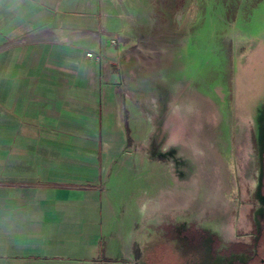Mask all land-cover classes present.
<instances>
[{
	"label": "rangeland",
	"instance_id": "obj_1",
	"mask_svg": "<svg viewBox=\"0 0 264 264\" xmlns=\"http://www.w3.org/2000/svg\"><path fill=\"white\" fill-rule=\"evenodd\" d=\"M139 35L120 59L131 153L105 180L103 244L111 264H127L108 233L133 222L135 263L168 264L155 245L167 227L208 222L226 241L250 229L264 149V0H155Z\"/></svg>",
	"mask_w": 264,
	"mask_h": 264
},
{
	"label": "crops",
	"instance_id": "obj_2",
	"mask_svg": "<svg viewBox=\"0 0 264 264\" xmlns=\"http://www.w3.org/2000/svg\"><path fill=\"white\" fill-rule=\"evenodd\" d=\"M154 17L155 0H0V264H111L105 180L132 135L120 59ZM131 224L108 234L136 264Z\"/></svg>",
	"mask_w": 264,
	"mask_h": 264
},
{
	"label": "flooded vegetation",
	"instance_id": "obj_3",
	"mask_svg": "<svg viewBox=\"0 0 264 264\" xmlns=\"http://www.w3.org/2000/svg\"><path fill=\"white\" fill-rule=\"evenodd\" d=\"M257 179L247 214L250 229L245 234L238 233L236 238L226 241L219 227L209 229L212 225L208 222L203 229L167 227L155 241L158 248L169 250L167 261L161 257L163 261L168 264H264V149Z\"/></svg>",
	"mask_w": 264,
	"mask_h": 264
},
{
	"label": "built area",
	"instance_id": "obj_4",
	"mask_svg": "<svg viewBox=\"0 0 264 264\" xmlns=\"http://www.w3.org/2000/svg\"><path fill=\"white\" fill-rule=\"evenodd\" d=\"M91 55V54H90Z\"/></svg>",
	"mask_w": 264,
	"mask_h": 264
}]
</instances>
